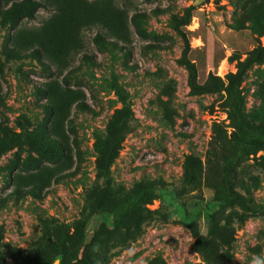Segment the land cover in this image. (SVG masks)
Returning a JSON list of instances; mask_svg holds the SVG:
<instances>
[{
  "label": "rangeland",
  "instance_id": "rangeland-1",
  "mask_svg": "<svg viewBox=\"0 0 264 264\" xmlns=\"http://www.w3.org/2000/svg\"><path fill=\"white\" fill-rule=\"evenodd\" d=\"M0 264H264V0H0Z\"/></svg>",
  "mask_w": 264,
  "mask_h": 264
},
{
  "label": "trees",
  "instance_id": "trees-1",
  "mask_svg": "<svg viewBox=\"0 0 264 264\" xmlns=\"http://www.w3.org/2000/svg\"><path fill=\"white\" fill-rule=\"evenodd\" d=\"M260 50H263L262 48ZM193 76H194V71L193 70H190L189 72V79L192 80L193 79ZM97 164L99 165L100 163L97 162Z\"/></svg>",
  "mask_w": 264,
  "mask_h": 264
},
{
  "label": "water",
  "instance_id": "water-1",
  "mask_svg": "<svg viewBox=\"0 0 264 264\" xmlns=\"http://www.w3.org/2000/svg\"><path fill=\"white\" fill-rule=\"evenodd\" d=\"M193 2H197V1H199V0H192Z\"/></svg>",
  "mask_w": 264,
  "mask_h": 264
}]
</instances>
